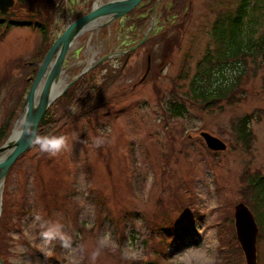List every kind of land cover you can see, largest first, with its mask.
<instances>
[{
    "label": "rangeland",
    "instance_id": "1",
    "mask_svg": "<svg viewBox=\"0 0 264 264\" xmlns=\"http://www.w3.org/2000/svg\"><path fill=\"white\" fill-rule=\"evenodd\" d=\"M88 1L39 0V9L49 8L45 13L51 20L49 43L77 12L85 10ZM239 1L191 0L188 16L180 21L176 14L163 19L156 12L146 27L137 31L134 25H126L125 16L109 25L110 29L91 28L75 40L62 66L64 85L102 57L132 47L152 28L151 39L132 50L127 60L120 55L91 69L97 86L93 110L78 119L69 118L74 115L73 109L70 111L63 130L68 147L55 156L33 147L5 179L8 184L6 187L4 181L1 196L6 187L11 200L1 210L3 264H132L148 260L179 264L183 253L201 249L214 257L215 264H245L233 216L240 203L256 221L257 264H264V233L247 185L254 173L264 177V59L232 105L222 101L210 112L189 106V114L182 118L163 112L173 84L180 86L179 93L188 87V80L179 75L185 71L189 78L193 76L205 51L213 52L216 19H231ZM162 4L168 6L166 0H161ZM16 7L0 15L21 22L24 17ZM261 17L256 36L264 35V15ZM105 28L114 40L100 34ZM42 46L40 33L30 27H12L6 34L0 29V128L25 99ZM165 51L168 56L162 60ZM66 92L50 108L54 119L64 114L58 100ZM244 115L252 116L248 151L238 144L233 130L235 120ZM201 132L223 141L226 150L209 151ZM97 137L104 140L100 146L95 143ZM22 198L27 211L19 215L17 205ZM179 205L192 222L196 239L183 250L167 238L169 229L153 226L169 223L171 230L175 229L182 220ZM55 208L57 220L70 219L73 230L63 235L59 246V237L45 245L39 233L54 227L48 214ZM59 209L67 210L69 216H61ZM125 220L123 230L117 227L116 222ZM80 227L89 232L83 236ZM106 234L111 239L101 247ZM65 243L68 248L62 247ZM97 248L100 255L93 261L91 254Z\"/></svg>",
    "mask_w": 264,
    "mask_h": 264
},
{
    "label": "trees",
    "instance_id": "2",
    "mask_svg": "<svg viewBox=\"0 0 264 264\" xmlns=\"http://www.w3.org/2000/svg\"><path fill=\"white\" fill-rule=\"evenodd\" d=\"M166 1L168 6H164V4H162V6L158 8V12L162 15L163 19L166 18L168 14L178 15L179 21L188 16V8L189 6L191 7V0ZM155 2L156 0H144L139 7L126 16L128 18L126 25H134L137 31L142 29L152 12ZM38 4L39 0H16L14 6H17L16 10H18V13L22 14L24 17V20L21 22H16L11 18H8L7 20L5 18L6 15H0L5 18L4 20L0 19V29H2L4 34H6L10 28L18 26H27L40 33L43 46L39 55V61L34 64L31 77L28 81L29 87L37 72L41 60L53 43V41L49 43L48 25L51 24V20L45 16V13H49V8H46L43 11L39 9L40 7ZM91 5L92 0H89L85 10L77 12L74 15L73 20H76L80 16L88 13ZM51 7H53V5ZM142 14H145V17L141 18ZM184 14L186 15L185 17L182 16ZM263 15L264 0H240L238 6L234 8V14L231 19H228L227 21H221V18L216 19L212 28L214 41L213 52L210 50L205 51V55L202 56L203 60L200 61L199 59L200 62L196 64L197 69L195 74L190 78L188 74L185 73V71H183V73L182 71L180 72L182 75H179V78L183 81L188 80V87L186 88V91L179 93L178 89L180 86L175 83L173 84V89L170 91V95L166 99L163 106V112L165 115L168 114L169 116L172 115L174 117L180 118L185 117L189 114V106H199L201 107L200 109L210 112L216 108L218 109L220 102L225 101L226 103L232 105L234 101L240 97H238V94L243 93L241 87H243L249 77L255 74V71L259 69V64L261 65L264 59V35L256 36L258 34V29L261 26V16ZM44 17H46L47 20ZM37 18L41 19V21L37 20ZM105 31L106 29L103 30V36L106 34ZM161 31H163V29H161ZM177 40L178 38L176 41ZM168 46L169 44H166V47L164 45L165 48ZM212 53L213 55H211ZM167 56L168 53L165 51L164 55L161 57L162 60H165ZM258 59H260V61ZM93 75H95L94 72L90 70L88 73L81 76L73 83V85H71L66 94L60 100H58V102H60L64 107V114L61 118L54 119L52 116H50V108L52 105L50 106L38 125V132L40 134L64 135L63 130L69 118L74 117V119H78L82 114L87 116L90 115V111L93 110L92 108L94 106L92 104V97L96 96L97 94V86L95 85ZM23 102L24 98L21 105L18 107V111L13 113L8 118L6 121L7 123L5 122L6 124L4 123L1 125L0 146L5 142L8 135L10 134ZM87 107L89 109L88 111L84 109ZM72 109L74 111V115H71L68 118V115ZM86 120L87 122H90L89 118H86ZM251 120V115H244L236 119L233 126L235 138L238 144L241 145L246 151L250 149L252 141V134L249 130V124ZM35 146L36 145H33L30 149ZM25 154H23L16 161V163L21 160ZM15 165L16 164L11 167L7 176L12 174ZM247 182L249 188V198L251 199L252 207L257 213L258 221L262 226V232L264 233V177L254 173L250 178H248ZM7 184L8 181H5L6 187ZM6 187L4 188L2 196V211L9 205V201L11 200L9 196L10 194L8 193V188ZM42 196L44 200L45 193ZM17 207L19 208V215L27 211L26 202L23 198L20 200V203L17 205ZM179 209L182 211V220L176 224L175 229L171 230L173 225L169 223L168 225L163 223L160 225L153 224V226L162 229H169V237L167 238L171 242L174 241V245H176L179 250H183L186 249L190 243L194 244L196 239L195 229L192 228V222L188 220L185 209L180 205ZM59 211L61 216H69L67 210L61 211L59 209ZM57 215L58 209L56 208L50 211L48 214V217L52 218L53 220V226L58 225L59 232L62 235L67 234L68 231H72L73 228L70 225V219L65 220V222L63 220H57ZM42 219L46 221L44 216H42ZM126 220L122 223L116 222L117 227L123 230L127 223ZM182 221H188L190 224L188 222L184 223ZM146 222H148V224L152 223L147 220ZM17 224L20 225L19 223H13V226ZM132 225H134V223ZM3 226L4 219L1 212L0 231L2 230ZM42 227L46 228V224ZM79 231L83 233V236L85 235L84 233L89 232L88 230H85L81 227L79 228ZM91 237H93V234H91ZM60 243V238H58V246ZM233 252H235V250ZM226 254L227 253L225 252L224 255ZM132 264L157 263L152 262V260H148L146 262L133 261Z\"/></svg>",
    "mask_w": 264,
    "mask_h": 264
},
{
    "label": "water",
    "instance_id": "3",
    "mask_svg": "<svg viewBox=\"0 0 264 264\" xmlns=\"http://www.w3.org/2000/svg\"><path fill=\"white\" fill-rule=\"evenodd\" d=\"M96 1L94 0L87 14L66 25L63 32L54 40L39 64L14 126L5 142L0 146L1 185H3L9 169L16 160L32 147L33 144L29 142L30 134L33 130L38 132V125L51 104L60 98L81 75L90 70V67L82 69L71 82L63 88L58 89L61 82L63 63L75 40L92 27L96 29L108 27L132 12L144 0H110L102 4ZM14 2L15 0H0V13H6L14 5ZM156 8L157 2L150 19ZM151 30L152 28H149L139 42L119 54L125 55L140 46L148 38ZM119 54L106 55L99 59L94 66ZM19 120L22 122L21 130L17 136H13ZM200 137L209 151L223 152L226 150V144L211 134L201 132ZM234 227L236 239L242 250L245 264H257L256 241L258 228L252 213L242 203L234 207ZM0 264H3L1 259Z\"/></svg>",
    "mask_w": 264,
    "mask_h": 264
},
{
    "label": "clouds",
    "instance_id": "4",
    "mask_svg": "<svg viewBox=\"0 0 264 264\" xmlns=\"http://www.w3.org/2000/svg\"><path fill=\"white\" fill-rule=\"evenodd\" d=\"M29 142L39 147V150L43 153L50 155H57L68 147V137L65 135L55 134H40L33 130L30 134ZM97 146L104 143V140L97 137L95 140ZM35 219L39 220L40 217L36 216ZM40 238L45 245L49 244L52 240L59 237L62 241L64 236L59 232V226L50 227L39 233ZM110 234H106L105 237L100 241V246H106V241L110 240ZM62 247L68 248L69 245L62 244ZM100 255L99 248L93 251L91 259L95 261ZM179 264H215V259L212 257L206 249H201L196 252H185L179 257Z\"/></svg>",
    "mask_w": 264,
    "mask_h": 264
},
{
    "label": "bare ground",
    "instance_id": "5",
    "mask_svg": "<svg viewBox=\"0 0 264 264\" xmlns=\"http://www.w3.org/2000/svg\"><path fill=\"white\" fill-rule=\"evenodd\" d=\"M97 1H99V3L101 2V0H97ZM92 28H95V27H92ZM91 61H93V59L89 60L88 65L91 63ZM64 86H66V84L64 85V82L61 80V82L59 83L58 89H61ZM21 125H22V122H21V120H19L18 123L16 124L13 136H17L19 134V132L21 130ZM1 192H2V185L0 184V198H1Z\"/></svg>",
    "mask_w": 264,
    "mask_h": 264
}]
</instances>
